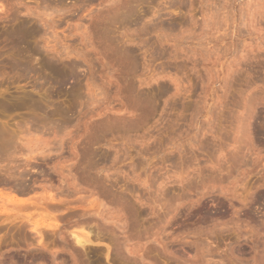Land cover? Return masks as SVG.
Here are the masks:
<instances>
[{
    "label": "rangeland",
    "instance_id": "1",
    "mask_svg": "<svg viewBox=\"0 0 264 264\" xmlns=\"http://www.w3.org/2000/svg\"><path fill=\"white\" fill-rule=\"evenodd\" d=\"M1 125L0 264H264V0H0Z\"/></svg>",
    "mask_w": 264,
    "mask_h": 264
},
{
    "label": "bare ground",
    "instance_id": "2",
    "mask_svg": "<svg viewBox=\"0 0 264 264\" xmlns=\"http://www.w3.org/2000/svg\"><path fill=\"white\" fill-rule=\"evenodd\" d=\"M134 1H135V0H134ZM60 3H61V2H60ZM118 3H119V2H118ZM134 3H136V2H134ZM14 32H15V30H14ZM12 33H13V32H12ZM14 34H16V32H15ZM18 34H19V33H18ZM18 34H17V35H18ZM11 35H12V34H11ZM11 37H12L11 39H12L13 44H15V45L18 44V45H19V43L21 42V39H20V41L17 40L18 37H15V35H12ZM20 37H21V36H19V38H20ZM19 38H18V39H19ZM18 45H17V46H18ZM124 50H125V49H124ZM128 54H129V52H128ZM21 59H22V58H21ZM19 60H20V59H19ZM17 62H18V61H17ZM14 66H18V67H20L21 69L26 70V71H28V70L30 69V67H31V66L29 65V61H28V60H25V59H23V61H21V62L19 61L18 64H14ZM49 66H51V65H49ZM55 67H56V66H55ZM49 68H50V67H49ZM52 68H53V67H52ZM52 68H51V69H52ZM51 69H50V70H51ZM54 69H55V68H54ZM26 71H25V72H26ZM56 71H58V70H56ZM56 71H55V72H56ZM56 73H59V72H56ZM60 73H61V71H60ZM61 74H62V73H61ZM62 75L65 76L64 74H62ZM59 76H60V74H59ZM60 77H61V76H60ZM65 77H66V76H65ZM62 78H63V77H62ZM54 79H55V78H54ZM54 79H52V81H53ZM66 80H67V79H66ZM66 80L63 79L62 81L64 82V81H66ZM55 81H59L58 78H57V80L55 79ZM55 83H57V82H55ZM137 94H138V93H137ZM137 94H135V95H137ZM143 95H144V94H143ZM139 96H140V94L138 95V97H139ZM136 97H137V96H136ZM141 97H142V95H141ZM142 98L144 99V97H142ZM148 98H149V97H148ZM140 99H141V98H140ZM140 99L137 98V100H139L138 102H142V103H143V100H140ZM149 100H150V99H149ZM149 100H146V101H148V102L150 103V101H151L152 99H151L150 101H149ZM33 101H35V100L33 99ZM144 102H145V101H144ZM152 102H153V101H152ZM28 103H34V102H32V100H30V102H28ZM35 103H36V105H37V103H38L37 100H36ZM39 104H40V103H38V105H39ZM137 104H139V103H137ZM143 104H145V103H143ZM31 105H32V104H31ZM33 105H35V104H33ZM36 105H35L36 108H40V107H41L42 109L44 108L43 106H40V107H39V106H36ZM30 107H32V109H33L34 106H30ZM35 107H34V109H36ZM145 107H146V104H145ZM41 108L39 109L40 111H41ZM37 111H38V110H36L35 112H37ZM41 112H44V109H43V111H41ZM45 112H46V111H45ZM136 112H137V111H136ZM136 112H134L135 115H136L135 117H137ZM38 113H39V112H38ZM131 113H132V112H131ZM41 114H42V113H41ZM43 114H45V113H43ZM43 114H42V117L44 116ZM46 114H47V113H46ZM138 114H139V113H138ZM34 115H36V114H34ZM37 115H38V114H37ZM47 115H48V114H47ZM130 115H131V114H130ZM132 115H133V114H132ZM38 116H40V115H38ZM45 116H46V115H45ZM133 116H134V115H133ZM138 116H139V115H138ZM31 117L33 118L34 122H38L37 120L39 119V117H37V116H35V117L31 116ZM42 117L40 118L41 120L39 119V121H43V119H45V118H46V119H45V122L48 121V120H47V116H46L45 118H42ZM32 118H31V119H32ZM37 118H38V119H37ZM48 118H50L49 115H48ZM129 118H130V117H129ZM125 119H126V118H125ZM136 120H137V119H136ZM31 122H32V121H31ZM49 122H50V120H49ZM51 122H52V121H51ZM42 123H43V124H40V126H41V125H45L47 122H46L45 124H44V122H42ZM259 123H260V121H259ZM32 124H33V122H32ZM34 124H35V123H34ZM34 124H33V125H34ZM37 124H38V123H37ZM37 124H36V125H37ZM260 124H262V123H260ZM38 126H39V124H38ZM261 126H263V125H260V126H258V127H261ZM1 128H2V129H1ZM4 128H5V127H4ZM6 129H7V128H5V130H3L2 125L0 126V157H2V159H4V158L7 157V156H5V157L2 156V154H1L2 152L4 153L3 155H5L6 152H9L11 149H12L11 151L14 152V151H13V150H14V149H13L14 147L17 148V147H16L17 142H15V138H16V135L14 134L15 132L13 133V135L15 136V137H14L13 135H9L10 133L8 132V130L6 131ZM261 129H262V127H261ZM261 129H259V130H261ZM5 131H6V132H5ZM11 133H12V132H11ZM12 136H13V137H12ZM261 136H262V135H261ZM18 137H19V136H17V138H18ZM17 138H16V139H17ZM17 140H18V139H17ZM17 140H16V141H17ZM14 142H15L16 144H14ZM13 144L15 145L14 147H12ZM10 146L12 147L11 149H10ZM6 149H9V151H6ZM4 150H5L6 152H5ZM16 150H17V149H15V151H16ZM11 151H10V152H11ZM8 154H9V153H8ZM10 156H11V155L9 154L8 157L10 158ZM8 157H7V158H8ZM28 157H29V156H28ZM31 158H32V157H31ZM5 160H6V159H5ZM3 161H4V160H3ZM0 162H2V160H1ZM24 163L28 164L26 161H24L23 164H24ZM21 164H22V163H21ZM23 164L20 165V166H23ZM23 167H25V165H24ZM21 172H23V171H21ZM23 175H24V173H23ZM23 175L20 174L19 176L22 177ZM19 176H18V177H19ZM21 177H19V178H21ZM6 180H7V179H6ZM20 183H21V182H18L19 185H20ZM21 184H22V183H21ZM23 184H24V183H23ZM23 184H22V185H23ZM16 185H17V184H16ZM19 185H18V186H19ZM24 186H25V184H24ZM21 187H22V186H21ZM22 189H23V188H22ZM19 191H20V190H19ZM24 191H25V190H24ZM21 192H23V191H21ZM129 206H132V204H130ZM133 207H134V206H132V209L134 210L135 207H134V208H133ZM128 209H129V208H128ZM135 209H136V208H135ZM133 210H131V213L135 211V210H134V211H133ZM136 210H137V209H136ZM138 210H139V209H138ZM201 210H202L201 212H202L203 215H204V218L207 219V216L209 215V211H208V209H206V208L203 207V209H201ZM129 211H130V210H129ZM139 211H140V210H139ZM135 213H138V212H134V213H133L134 216H135V217H134V216L132 215V216L134 217V219L136 218ZM138 214H141V213H138ZM132 220H133V218L131 219V221H132ZM203 220H204V219H203ZM204 221H205V220H204ZM131 227H133V225H132ZM82 234H83V233H82ZM94 236H95V234H94ZM94 236H93V237L91 236V238H92V239H95V237H96V238L100 239L99 236H97V235H96L95 237H94ZM101 237H103V236H101ZM74 239H76V241H77L76 243H78V246L80 245L81 247L84 246L85 243H87V242H91V239L89 238V236H81V237H80V236H77V237L74 238ZM101 239H103V238H101ZM95 240H96V239H95ZM95 240H94V241L92 240V241L95 242ZM96 241H97V240H96ZM100 242H101V241H100ZM103 242H104V241H103ZM74 243H75V242H74ZM96 243H98V242H96ZM117 243H118V242H117ZM117 243H115V245H116ZM71 244H72V243H71ZM118 244H119V243H118ZM72 245L75 246L76 244H72ZM73 246H72V247H73ZM78 246L76 245L75 247H76V251L79 253L78 250H80V248H78ZM85 246H86V244H85ZM85 246H84V249H83V247H82L83 250H86V249H85ZM118 246H120V245H118ZM121 246H122V245H121ZM77 248H78V249H77ZM119 248H120V247H119ZM122 248H123V246H122L120 249H122ZM73 249H74V247H73ZM82 249H81V250H82ZM116 249H117V252H120V254H121V251H123V250L120 251V249H118V248H115V250H116ZM125 249H126V248H125ZM74 250H75V249H74ZM126 251H127V249L125 250V253L127 254ZM130 251H131V250H130ZM130 251H128V252H130ZM80 252H82V251H80ZM131 252H132L133 254L136 253V251L134 252V250H132ZM131 252H130V253H131ZM137 252H138V251H137ZM78 253H77V255H78ZM83 253H84V252H83ZM83 253H82V255H83ZM123 253H124V252H123ZM130 253L128 254V257H129V255H130ZM132 253H131V255H133ZM84 254H85V253H84ZM126 254H125V255H126ZM138 254H139V253H138ZM138 254H137V255H138ZM80 255H81V254H80ZM80 255H79V257H80ZM82 255H81V256H82ZM131 255H130V258H129V259H132V258L134 257V256H133V257L131 258ZM137 255H135V256H137ZM142 255H143V254H142ZM123 256H124V254H123ZM138 256L141 257L140 254H139ZM79 257H77V259H79ZM82 257H83V256H82ZM143 257H144V255L142 256V258H143ZM84 258H85V257H84ZM84 258H83V260H86V258H85V259H84ZM126 258H127V257H126ZM136 258H137V257H136ZM77 259L75 258V260H77ZM83 260L80 258V261H81V262H84ZM133 260H134V259H133ZM139 260H140V259H139ZM86 261H87V260H86ZM137 261H138V259H136V262H137ZM141 261H143V259H142ZM141 261H139L138 263H141ZM81 262H80V264H82ZM134 262H135V260H134ZM76 263H78V261H77ZM88 263H89V262H88ZM143 263H144V262H142V264H143ZM84 264H86V263L84 262ZM89 264H91V263H89ZM148 264H149V263H148Z\"/></svg>",
    "mask_w": 264,
    "mask_h": 264
}]
</instances>
